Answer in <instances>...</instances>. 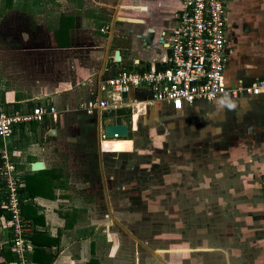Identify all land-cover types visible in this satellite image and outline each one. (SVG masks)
Wrapping results in <instances>:
<instances>
[{"label": "crops", "instance_id": "crops-1", "mask_svg": "<svg viewBox=\"0 0 264 264\" xmlns=\"http://www.w3.org/2000/svg\"><path fill=\"white\" fill-rule=\"evenodd\" d=\"M45 5L59 6L49 14L45 48L9 46V54L19 52L20 59L3 65L0 60V110L29 112L41 104L54 105L58 112L56 118L20 124L7 140L21 187L27 180L34 193L24 198L21 207L23 218L31 225L33 248L28 258L34 264H140L145 252L138 248H144L145 242L130 237L114 215V198L123 195L112 188L115 175L107 172L110 154L130 152L133 142L136 147L142 135L151 130L161 134L162 130L153 129V125L161 127V119L174 113L191 116L199 123L211 118L216 123L228 120L248 126L253 138L264 144V94L199 100L181 112H173L162 103L148 106L149 91L133 88L123 97L129 102L127 106L87 114L80 104L99 95L100 80L112 71L162 66L167 50L160 42L161 35L176 24L181 1L46 0ZM62 5L70 8L65 10ZM225 19L229 40L227 85L264 78V0H227ZM105 26L108 28L101 31ZM22 52H31L29 60L23 59L27 62L23 63ZM38 53H45L40 67ZM37 67L45 77H39ZM228 102L232 108L225 113L223 103ZM110 123L126 124L132 136L101 140V129ZM217 127L214 130L220 132ZM197 132L200 139L208 134L205 126H198ZM120 139L122 144L117 145ZM38 160L43 162V169L32 170V163ZM10 240L6 216L0 215V264L14 260Z\"/></svg>", "mask_w": 264, "mask_h": 264}, {"label": "rangeland", "instance_id": "rangeland-1", "mask_svg": "<svg viewBox=\"0 0 264 264\" xmlns=\"http://www.w3.org/2000/svg\"><path fill=\"white\" fill-rule=\"evenodd\" d=\"M40 1L41 6L27 11L19 7L23 0L9 7L0 0V16L6 15L0 20L2 65L20 57L19 52L10 55L9 46L45 48L49 14L59 6ZM61 7L67 10L70 5ZM15 11L23 14L16 16ZM21 54L22 60H29L31 52ZM36 56L40 67L45 53ZM39 67L37 74L45 77ZM161 123L158 128L153 125L161 134L151 130L136 147L131 143L130 152L110 154L107 169L115 175L112 188L123 195L114 198L117 222L130 237L145 242L144 248L137 242L145 252L140 264H264L262 140L253 138L248 126L228 120L207 125L174 113ZM198 126L207 128L202 139ZM130 136L131 131L126 137Z\"/></svg>", "mask_w": 264, "mask_h": 264}, {"label": "built area", "instance_id": "built-area-1", "mask_svg": "<svg viewBox=\"0 0 264 264\" xmlns=\"http://www.w3.org/2000/svg\"><path fill=\"white\" fill-rule=\"evenodd\" d=\"M176 24L163 31L160 42L167 50L162 66L135 70L123 67L99 82V95L80 104L87 114L96 110L113 112L127 102L122 94L133 88H145L150 93L148 106L166 104L169 110L181 112L201 100L212 102L219 97L238 99L244 95L264 94V78L248 84L229 86L225 80L227 66V0H180ZM108 26L101 28L105 31ZM101 93L103 95H101ZM54 105L38 104L29 112L8 113L0 110V179L3 183L7 227L11 232L12 264H34L28 258L33 244L27 235L31 225L21 212L19 188L22 186L15 163L11 160L7 140L16 127L23 123L43 122L48 116L56 118ZM101 140L119 139L115 134L107 137L101 129ZM264 198V170L260 177Z\"/></svg>", "mask_w": 264, "mask_h": 264}, {"label": "trees", "instance_id": "trees-1", "mask_svg": "<svg viewBox=\"0 0 264 264\" xmlns=\"http://www.w3.org/2000/svg\"><path fill=\"white\" fill-rule=\"evenodd\" d=\"M2 1L5 3L6 7H9L14 2V0H2ZM39 4H41V1L39 2V0H23L22 4H20L19 7H20V9L28 11L29 9H33V7H35L36 5L39 6ZM28 7H30V8H28ZM9 113H12V112H9ZM0 147H1V141H0ZM31 188H32L31 183L28 184L27 180L25 181V185L23 187L19 188V193H20V197H21L22 201L24 200V198H31L33 196L34 193H32ZM2 191H3V183L0 179V202H2V200H4V195H3ZM22 205L23 204L21 203V207H22ZM0 215H5L6 220L8 219V217H7L8 215L6 213V210H5L4 206H2V205L0 207ZM27 237L30 240L32 238V233H28ZM50 263H51V261H50Z\"/></svg>", "mask_w": 264, "mask_h": 264}, {"label": "water", "instance_id": "water-1", "mask_svg": "<svg viewBox=\"0 0 264 264\" xmlns=\"http://www.w3.org/2000/svg\"><path fill=\"white\" fill-rule=\"evenodd\" d=\"M145 6H142L141 9H144ZM119 51L115 52V61L119 60ZM113 74V71L111 75ZM127 93H123L122 96L125 97ZM105 134L107 137H113L115 134L119 138H125L128 135V128L126 124L120 123H110L103 126ZM202 132V129L200 130ZM115 153V152H114ZM32 170H41L43 169V162L38 160L32 163L31 165Z\"/></svg>", "mask_w": 264, "mask_h": 264}, {"label": "flooded vegetation", "instance_id": "flooded-vegetation-1", "mask_svg": "<svg viewBox=\"0 0 264 264\" xmlns=\"http://www.w3.org/2000/svg\"><path fill=\"white\" fill-rule=\"evenodd\" d=\"M229 40H228V38H227V43H226V52H227V54H229ZM228 61H229V59H228V55H227V64H228ZM228 105V107L226 106V105ZM224 107H226V108H223V111L225 112V111H229V109H227V108H232V104L230 103V102H228V103H224ZM226 113V112H225ZM213 120L210 118L208 121H207V125H212L213 124ZM217 129H218V127H217Z\"/></svg>", "mask_w": 264, "mask_h": 264}]
</instances>
